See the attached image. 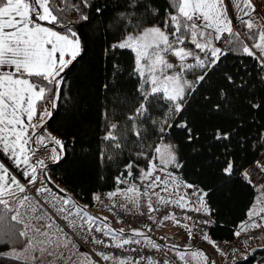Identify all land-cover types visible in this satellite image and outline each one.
Here are the masks:
<instances>
[{"label": "snow or ice", "instance_id": "1", "mask_svg": "<svg viewBox=\"0 0 264 264\" xmlns=\"http://www.w3.org/2000/svg\"><path fill=\"white\" fill-rule=\"evenodd\" d=\"M229 3L233 16L229 15ZM258 3L259 9L252 0H165L164 4L160 0H111L102 4L79 0L71 6L68 0H61L60 5L56 0H0V264H133L130 259L105 251L95 253L99 260L77 255L78 246L70 239V233L78 234L81 243L90 237L92 243L106 248L123 249L141 241L125 236L124 229L116 230L104 223L107 217L97 224L98 217L66 189L54 186V192L47 186L52 181L45 160L33 159L40 151L37 145L47 150L48 144L53 143L55 147L48 159L56 165L66 161L65 142L50 133L38 132L45 128L46 118L51 117L45 104L51 103L55 108L63 97L62 73L87 54L93 40L100 43L107 60L106 82L101 86L106 94L100 137L104 147L98 158L110 164L123 159L124 171L115 177L117 185H129L134 171L138 173V183L108 192V199L122 197L139 207L141 198L147 197L149 213L159 211V205H171L184 212L201 213L205 218L200 223L211 224L213 209L209 198L214 189L208 184L201 187L189 182L183 173L178 174V170L190 168L193 175H202L200 169L204 165L194 158L184 159L174 137L183 134L184 140L193 144V153L199 155L195 142L200 134L187 113L192 99L205 86L211 87L217 73H222L223 79L240 92L250 86L244 79L237 83L233 75L221 68L230 54L254 59L260 69L259 82L264 84V2ZM69 7L77 13L75 20L67 17ZM234 20L238 22L236 26ZM86 29H92L95 35ZM125 51L131 53L127 66L115 55ZM216 95L219 101L213 111L230 110V93L220 87ZM254 101L252 95L236 102L250 111L264 110V97L260 102ZM238 135L235 130L217 129L212 139L229 141ZM260 138L264 139V133ZM232 155L227 152L222 166L216 169L220 187L230 184L235 174L247 177L252 184ZM140 161L144 162L143 167ZM207 166L212 167L210 163ZM260 167L264 171V165ZM40 176L44 181L38 183ZM156 189L169 193L168 197ZM257 191L246 219L233 233L236 237L264 229V184ZM153 195L157 206L153 205ZM93 198L101 200L99 194ZM148 218L155 219L151 215ZM161 219L181 223L175 212L165 213ZM185 219L192 217L186 215ZM184 227L192 238V228ZM131 232L144 237L146 246L160 250L146 232ZM94 233L110 237L114 243L106 244ZM203 239L224 255L207 234ZM138 255L148 264H160ZM177 257L182 264H210L209 256L199 249L189 256L178 252ZM134 264H139V260ZM164 264L172 262L165 260Z\"/></svg>", "mask_w": 264, "mask_h": 264}, {"label": "trees", "instance_id": "2", "mask_svg": "<svg viewBox=\"0 0 264 264\" xmlns=\"http://www.w3.org/2000/svg\"><path fill=\"white\" fill-rule=\"evenodd\" d=\"M105 2L111 0H96V3ZM160 2L164 4L165 0ZM56 3L60 5L61 0H56ZM68 3L71 6L79 3V0H68ZM76 16L77 13L69 7L67 17L75 20ZM86 30L90 35H95L92 29ZM115 55L124 66L131 61V53L127 51L117 52ZM221 68L233 75L237 83L244 79L248 80L250 86L240 92L223 79L222 73H217L211 81V87L205 86L200 94L192 99L191 109L187 113V118L194 122L195 129L200 134V139L195 142L199 155L193 153V144H188L183 134H178L174 140L184 159L194 158L204 165L200 169L202 175H193L190 168L180 169L178 174L183 173L189 182H195L201 187L208 184L214 189L209 198L215 219L210 232L211 238L231 240L237 225L246 219V212L258 191L248 183L247 177L241 174H235L230 184L220 187L222 182L217 178L216 169L222 166L225 154L231 152L232 159L238 162L241 172H244L264 150L261 146L264 139L260 138V134L264 133V110L250 111L245 105L236 102L241 97L252 95L255 96L254 102H260L264 97V84L259 82L260 69L256 61L246 55L230 54ZM62 76L65 82L63 97L53 109L45 127L65 142L68 156L66 161L59 165L48 164L47 174L52 183L47 185L55 191L54 186L66 189L81 206L90 207L94 194L126 188L137 182L138 173L134 171L129 185H117L115 177L124 171L123 159L119 163L110 164L107 160L101 161L98 158L100 149L104 147L100 141L103 134L101 111L106 104V94L101 86L107 77V60L101 51L100 43L93 40L88 46L87 54L83 55V58L78 57ZM127 79L125 77V80ZM220 87L230 93L233 103L230 110L216 113L213 106L219 101L216 90ZM205 96L209 99L206 100ZM217 129L235 130L239 135L231 137L229 141H215L212 136ZM139 163L141 167L144 166L143 161ZM209 163L211 168L207 166ZM95 216L99 218L98 215ZM262 255L264 252H255L236 264H252Z\"/></svg>", "mask_w": 264, "mask_h": 264}, {"label": "built area", "instance_id": "3", "mask_svg": "<svg viewBox=\"0 0 264 264\" xmlns=\"http://www.w3.org/2000/svg\"><path fill=\"white\" fill-rule=\"evenodd\" d=\"M254 4H257L259 9L258 0H252ZM259 2H264V0H259ZM264 165V150L260 153L258 158L249 165L244 172L248 173V177H250L252 181V185L259 189V186L264 184V171L261 170V167ZM248 179V178H247ZM138 183V182H137ZM141 191H143V186L140 185ZM34 190L30 189V192ZM54 191V190H53ZM114 191V190H111ZM183 189L181 190V192ZM55 192V191H54ZM110 191H104L98 193L101 196L100 201H96L93 199L92 209L102 210L107 209L112 215V227L117 228L119 226L127 229H139L146 232L147 236L154 240L158 245H160V250H153L150 247L146 246L145 239H140L136 237H129L133 240H140V244H130L126 245L123 249H116L114 247L106 248L104 245H98L91 242V238L89 237L86 242L81 243V240L78 238V234L70 233V239L73 240L77 244V248L86 254L90 255L95 260H99V257L95 255L98 251H105L108 254H113L116 256H120L121 258L130 259L133 261V264L136 260H139V264H148L147 259H140L138 253L144 255L145 257H151L157 261H160V264H164L165 260L171 261L172 264H182L178 260L177 253L183 252L182 248L185 246L184 242L178 241V239L172 234L165 233L162 230L164 224L177 225L173 220H162V216L165 213L175 212L177 218L181 221L179 225H188L192 228V231L198 236H204L205 234L210 235V232L215 223V219L212 215L211 224L205 225L200 223V221L205 218L203 214L196 212H184L180 209L175 208L174 206L165 207L163 205H159V211L156 212H148L146 201L147 197H142L140 200V206L137 207L134 204L128 203L124 198L117 197L115 200H110L107 197V193ZM113 204L116 206L113 207ZM124 204L125 207H121L120 205ZM154 206H157L153 203ZM149 215L153 216L155 219L150 220ZM191 216L192 220L185 219V216ZM63 224V221H60ZM148 225L151 227V231H148V228L145 227ZM237 228L235 229V231ZM67 231V229H66ZM94 235L99 238L105 240L106 244H113L114 242L110 237H104L100 233H94ZM218 245L219 249L227 252L232 249L243 250L248 245L257 243L264 240V229H256L250 231L247 234L241 235L240 237L234 236L231 240H218L213 239ZM177 247H173V246ZM200 247H204L208 254L215 258L214 254L207 246L198 244ZM132 249H136L137 251H132ZM107 262V261H106ZM102 264V263H101ZM252 264H264V255L256 258Z\"/></svg>", "mask_w": 264, "mask_h": 264}, {"label": "rangeland", "instance_id": "4", "mask_svg": "<svg viewBox=\"0 0 264 264\" xmlns=\"http://www.w3.org/2000/svg\"><path fill=\"white\" fill-rule=\"evenodd\" d=\"M226 3H228V0H226ZM231 4L229 3V7H228V11H229V15L231 16ZM237 23L234 25L236 26ZM45 107H47L49 109V111L51 112L52 114V111L54 108H52L51 106V103H47L45 105ZM48 118H46V121H47ZM42 131V132H41ZM48 133H50L52 136H55L57 138H60L57 134L53 133L48 127H45L43 130H39L38 132V135H47ZM61 139V138H60ZM37 147L40 148V151L36 154V156L38 155V157L36 159H44L45 160V163L48 165L49 163H52L51 160L48 159L49 156L52 155V148L55 147V145L53 143H49L48 144V148L47 150H45L42 146H39L37 145ZM88 210L92 213H95V214H100V215H103L107 218H109V216H107L106 212H109L108 210L104 209L105 213L104 212H101L102 210H97L96 208L93 209V210H90V208H88ZM108 223H111V219L110 220H107ZM96 223L98 224V222L96 221ZM177 225L173 226V225H170L168 224L167 227L169 229L172 228V232H175V230L177 229H180V228H175ZM119 229H124L123 227L119 226L117 227ZM185 229V227H183ZM186 232H187V229H185ZM192 237L193 238H198L199 236L196 235L193 231H192ZM179 239V238H178ZM180 240V239H179ZM184 242V241H183ZM204 245V244H203ZM212 245V244H210ZM251 247V245H248L245 249L243 250H236V249H232L230 251H223L222 252L224 253V255L221 254V251H217V249L212 245L211 246V250L215 256V259H212L210 258V256L208 255V253H206V251L202 248H198L199 250H202L205 254H207L209 256V262L211 264L212 261L215 262V264H236V262L240 261V260H243V259H246V257L249 255V253L251 252V249H249ZM197 250V249H194V251ZM221 250V249H220ZM77 252V255L80 256L82 259L84 258L85 255H88L86 254L85 252L81 251L80 249H76L75 250ZM90 258L92 260H95L94 258H92L90 256ZM102 264H112L111 261H101ZM85 264H87V261H85Z\"/></svg>", "mask_w": 264, "mask_h": 264}, {"label": "crops", "instance_id": "5", "mask_svg": "<svg viewBox=\"0 0 264 264\" xmlns=\"http://www.w3.org/2000/svg\"><path fill=\"white\" fill-rule=\"evenodd\" d=\"M231 16H233V9L231 8ZM237 23V21L236 20H234V25ZM38 117H39V115H38ZM44 129V128H43ZM42 129V130H43ZM41 130V129H40ZM42 132V131H41ZM38 157V155L37 156H34L33 157V159L34 160H36V158ZM50 164V163H49ZM42 181H44V177L43 176H40L39 177V179H38V183L39 182H42ZM48 186V185H47ZM156 191H158V192H160V194L162 195V196H165V197H168V195H169V193H166V192H163L161 189H156ZM152 200H153V202L156 204V197L153 195L152 196ZM101 212H104L105 213V211L104 210H102ZM107 213V214H106ZM105 214L107 215V216H109V218L107 219V220H110L111 219V214H110V212H106ZM96 215H98L99 216V218L97 219V222H98V224H101V222H102V218L103 217H105V216H103V215H100V214H96ZM104 223H108L107 221H103ZM109 224V223H108ZM167 225L168 224H164L163 225V227H162V230H163V232H165V233H169V234H172V235H174V236H176L177 238H179L180 239V241H184V243H185V246L182 248V250H183V252L186 254V256H189L190 255V253L192 252V251H194V249H198L199 247L197 246L198 244H204L205 246H207V247H211L212 245H210L211 243H209L208 241H205L204 239H203V236H199L198 238H189V235H188V232H186V230L183 228L184 227V225H177L175 228H180V229H177V230H175V232H172L171 230H172V228L171 229H169L168 227H167ZM125 230V236H127V237H136V238H140V239H145L144 237H140V236H133L132 235V232H131V230L130 229H124ZM209 238L212 240V238H211V236H209ZM251 245V247L249 248V249H251V250H253V249H255V248H258V247H263L264 246V240L263 241H260V242H257V243H253V244H250ZM202 249H204V248H202ZM251 253V252H250ZM249 253V254H250Z\"/></svg>", "mask_w": 264, "mask_h": 264}, {"label": "water", "instance_id": "6", "mask_svg": "<svg viewBox=\"0 0 264 264\" xmlns=\"http://www.w3.org/2000/svg\"><path fill=\"white\" fill-rule=\"evenodd\" d=\"M255 252H264V246L253 249L251 254H254Z\"/></svg>", "mask_w": 264, "mask_h": 264}]
</instances>
